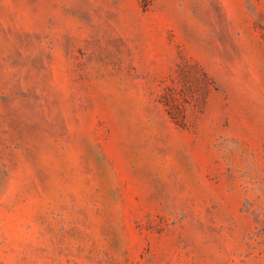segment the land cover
Instances as JSON below:
<instances>
[{
	"label": "rangeland",
	"instance_id": "rangeland-1",
	"mask_svg": "<svg viewBox=\"0 0 264 264\" xmlns=\"http://www.w3.org/2000/svg\"><path fill=\"white\" fill-rule=\"evenodd\" d=\"M0 264H264V0H0Z\"/></svg>",
	"mask_w": 264,
	"mask_h": 264
}]
</instances>
